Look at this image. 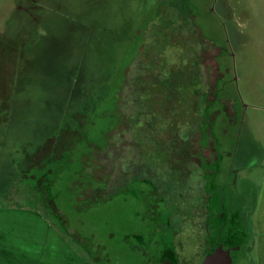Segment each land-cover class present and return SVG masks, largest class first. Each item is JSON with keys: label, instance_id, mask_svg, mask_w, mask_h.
Listing matches in <instances>:
<instances>
[{"label": "rangeland", "instance_id": "374dc122", "mask_svg": "<svg viewBox=\"0 0 264 264\" xmlns=\"http://www.w3.org/2000/svg\"><path fill=\"white\" fill-rule=\"evenodd\" d=\"M176 3L169 0V6L176 7ZM187 3L192 19L182 21L173 31L175 26L169 29L161 24L159 0H53L46 3L49 7L41 16L38 32L26 54L23 39L14 33L16 18L1 11L10 6V0H0L3 40L0 41V191L9 187L12 176L7 166L9 157L22 158L20 153L25 148H35L47 135L71 123L74 111L83 105L82 100L92 93L102 94L104 86H108L94 111L84 110L88 121H84L86 125L74 148V157L86 151L87 147L84 150L80 147L85 139H93L101 148L105 147L103 134H107L109 144L95 153L98 166L112 170L113 174L124 167L134 168L139 149L133 138L140 139L135 134L136 124L121 122L113 131L107 130L114 126L118 114L119 121H132L134 116L148 111L144 106L150 104L154 116H158L153 118L157 120L156 129L162 130L164 139L169 121V170L178 169L183 174L189 167L194 174L186 154L195 150V142L199 140L207 146L206 154L212 145L221 157L219 187L226 208L232 209L244 201L245 189L253 190V195L261 198L264 0H187ZM169 11L170 8L163 12ZM213 44L223 49L218 62L224 77L216 86L217 50ZM150 89H169V93L167 96L159 91L150 98L145 93ZM195 89H199L196 91L200 95L206 91L207 100L213 98L212 94L215 98L206 106L200 96L196 97ZM225 102L235 105L234 120L228 117ZM76 118L81 120L80 115ZM63 135L72 137L73 133L66 130ZM157 139L162 143L161 138ZM51 146L48 143L32 158L38 160ZM140 148L148 162L157 161L152 142L143 140ZM72 163L69 171L79 170V162ZM68 172L54 187L59 192L55 202L71 229L85 237L94 250L100 248L99 253L108 256V259L102 256L107 264H144V258L133 248L137 243L135 233L145 222L141 219L143 209L133 195L118 193L87 210H77L68 200L64 183ZM173 173L174 178L181 180V188L192 178V174L182 177ZM89 182L92 188L96 187V182ZM17 199L18 196L10 195L3 200L0 195V205L11 206L8 211L0 210L3 217L17 221L15 218L23 216V210L17 211L20 205L9 203ZM260 211L259 208V215ZM257 217L255 211L248 216V231L255 245L249 252L248 264L263 262L264 241L260 240L263 232L260 224L256 227L260 216ZM183 219L186 220L184 214L175 221L180 225ZM59 252L63 264H83L66 241L60 243Z\"/></svg>", "mask_w": 264, "mask_h": 264}, {"label": "flooded vegetation", "instance_id": "af4514ba", "mask_svg": "<svg viewBox=\"0 0 264 264\" xmlns=\"http://www.w3.org/2000/svg\"><path fill=\"white\" fill-rule=\"evenodd\" d=\"M52 1L10 0V6L1 10L7 12L8 16L16 18L17 32L14 33L23 39L26 54L38 32L37 26L41 16L49 7L46 3ZM213 46L217 50L214 54V61L217 64L216 86L224 77L218 62V56L222 54L223 49L215 44ZM166 65L167 76L169 75V63ZM106 89L108 86H104L102 94L97 92V94L87 95L86 100H82V107L74 111L76 113L73 114L74 120L71 123L64 124L63 128H59L55 134L45 137L44 141L37 144L35 148H25L23 153H20L22 158L9 157L7 166L12 176L9 179V187L0 191L2 199L16 195L18 199L9 200V203L15 202L20 206L36 208L40 213L43 212L41 214L53 224L64 240L70 243L83 264H107L102 256L105 259H108V256L101 255L100 248L94 250L93 245L85 237L71 229L67 217L59 210L55 202L59 192L54 184L57 180H64V175L75 160L79 162V170L69 171V177L64 181L68 191V200L75 209L87 210L98 203L110 200L118 193L124 196L133 195L140 204L143 209L141 219L145 222L143 227L135 233L137 243L133 248L141 258H144V264H200L203 257L218 244L229 250L232 264H248L250 262L249 252L254 247V240L248 231L250 227L248 216L253 213L256 202L254 191L245 189L244 201L234 205L232 209L226 208L227 206L221 200L222 190L219 187V178L222 174L219 165L221 157L215 153L212 145L208 147L210 151L206 154L204 149L207 146L201 145L199 140L195 142V150L186 154L189 157L187 164L193 167L195 173L192 174L193 171L191 172L189 167L183 174L178 169L173 170L177 173L176 175L179 174L182 177H189L192 174L191 180L187 181L188 183L184 182V188H181L183 186L180 183L181 180L174 178L175 174L169 170V121L166 122V138L164 139L161 137L162 130L156 129L157 120L153 118L158 116H154L151 109L153 107L150 104L144 106L148 111L144 114L140 113L137 118L134 116L132 121L130 119L119 121L118 114L114 126L107 130V132L113 131L121 122L128 125L136 124L135 134L140 139L133 138L139 149L134 168L124 167L117 170L118 174H113L110 169H101L95 158V153L100 147L95 146L97 142L93 139H85L80 147L82 150L87 147L86 151L74 157V148L82 139L80 136L86 125L84 121H88L85 111H94V108L104 99ZM159 91L168 96L169 89H150L145 93L151 98ZM205 93L206 91H202L199 96L204 99ZM81 94L83 95V91ZM139 101L141 102V99ZM225 108L228 117L234 120L235 105L225 102ZM75 115L77 117L80 115L81 120H78ZM166 118L169 120V117ZM127 127L130 128V126ZM66 130L72 131V137L63 135ZM103 136L104 146L107 147L109 136L107 134ZM157 138H161L162 143ZM143 140L153 143L152 150L156 152L157 156L154 158H157V161L148 162L147 158L142 156L140 145L143 144ZM48 143H52L48 153L42 154L38 160L33 159L36 151L42 150ZM206 165L211 168L204 167ZM36 173L38 181L35 189L34 176ZM19 175H21L20 180H18ZM80 177L83 180H78ZM115 178L117 180H114ZM89 181L96 182V187L92 188ZM25 195L27 199L22 200ZM183 214L186 220L183 219V223L179 225L175 218Z\"/></svg>", "mask_w": 264, "mask_h": 264}, {"label": "crops", "instance_id": "0c3cea01", "mask_svg": "<svg viewBox=\"0 0 264 264\" xmlns=\"http://www.w3.org/2000/svg\"><path fill=\"white\" fill-rule=\"evenodd\" d=\"M261 190L264 191V187H261ZM259 197H256L253 212L255 211L256 218L257 214L260 216L256 227L260 224L263 232L260 240L264 241V194ZM9 207L10 204H1L0 210L8 211ZM21 210L24 212L23 216L15 218L17 221L3 217L0 212V264H63L59 247L60 243L66 240L36 208L20 206L17 211ZM66 243L74 256L78 257L70 243ZM257 244L259 248L260 245ZM261 246L264 264V243Z\"/></svg>", "mask_w": 264, "mask_h": 264}, {"label": "trees", "instance_id": "16d2710c", "mask_svg": "<svg viewBox=\"0 0 264 264\" xmlns=\"http://www.w3.org/2000/svg\"><path fill=\"white\" fill-rule=\"evenodd\" d=\"M177 1V3H176V7H174L173 5H171L172 6V9H171V6H169V0L167 1V2H165V0L164 1H162V0H159V7H158V10H159V12H160V21H161V24L165 27V28H167V27H169V29H172V27L171 26H175L173 29V31H175V30H177V28H178V24L180 25L181 24V22L182 21H189L190 20V18L192 19V13H191V10H190V8L188 7V3H187V0H176ZM163 4H165V5H163ZM166 6H168V7H166ZM163 8H165L164 10H161V9H163ZM170 8V11L169 12H171L172 10L174 11V14H176V16H173V13L171 12V15L169 16V12H163V11H165V10H167V9H169ZM193 26V28H194V25H192ZM192 31H195V33H196V30H194V29H192ZM183 54V53H182ZM190 56V55H189ZM184 59H186L185 58V56H183V60ZM187 59H188V57H187ZM200 78H198L197 77V80H199ZM190 90H194V89H190ZM199 91V89H195V91ZM196 91V92H197ZM190 92V91H189ZM191 94V93H190ZM207 95V94H206ZM206 95H205V98L203 99V97L201 96L200 98H201V100H203V102H205V104H206V106H208L209 104H208V102H212L211 100H213V98H215V95L214 94H212L213 95V98L211 99V100H207V97H206ZM191 96V95H190ZM195 96V95H194ZM196 97H199V93L197 92V94H196ZM201 100H198V102H200ZM74 113H76V112H74ZM75 117H76V115H75ZM210 117H211V114H210ZM212 118V117H211ZM209 120H210V118H209ZM58 131V129H56V131H54V132H52V134L50 135V136H52L53 134H55L56 132ZM46 137H48V135L46 136ZM95 146H97V147H100L99 145H98V143H97V145H95ZM102 148L100 147V149L99 150H101ZM17 161H18V159H17ZM18 168H19V164H18ZM22 175V174H21ZM21 175H19L18 176V180H20L21 179ZM34 181H35V185H34V188L36 189L37 188V181H38V174L36 173L35 174V176H34ZM38 190H36V192H37ZM35 192V193H36Z\"/></svg>", "mask_w": 264, "mask_h": 264}, {"label": "water", "instance_id": "95a60500", "mask_svg": "<svg viewBox=\"0 0 264 264\" xmlns=\"http://www.w3.org/2000/svg\"><path fill=\"white\" fill-rule=\"evenodd\" d=\"M3 39H5L3 37ZM0 41H3L0 39ZM200 264H232L231 256L228 249L221 244L214 246L213 250L206 254Z\"/></svg>", "mask_w": 264, "mask_h": 264}]
</instances>
